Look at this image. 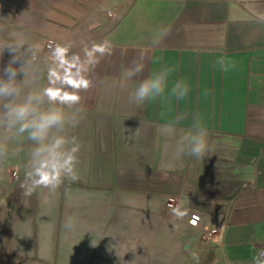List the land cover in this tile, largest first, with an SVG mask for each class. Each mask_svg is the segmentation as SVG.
<instances>
[{"label":"crops","instance_id":"obj_1","mask_svg":"<svg viewBox=\"0 0 264 264\" xmlns=\"http://www.w3.org/2000/svg\"><path fill=\"white\" fill-rule=\"evenodd\" d=\"M51 7L49 19L79 27L77 53L93 42L112 45L88 73L83 118L71 129L82 144L79 181L135 198L126 204L132 209L152 205L157 217L137 228L150 229L153 240H177L182 252L213 254L214 263L252 264L264 250V0H54ZM220 56L235 67H214ZM134 61L145 76L173 67L169 87L183 79L188 95L130 101L139 83L128 76ZM45 84L46 76L36 79ZM194 116L208 132L201 157L176 151ZM170 123L175 132L162 133ZM168 196L183 218L162 213ZM192 201L210 205L214 214H201L216 231L211 238L188 226Z\"/></svg>","mask_w":264,"mask_h":264},{"label":"rangeland","instance_id":"obj_2","mask_svg":"<svg viewBox=\"0 0 264 264\" xmlns=\"http://www.w3.org/2000/svg\"><path fill=\"white\" fill-rule=\"evenodd\" d=\"M53 1L0 0V43L12 42L11 34L19 33L34 45L36 79L46 76L49 44H69L78 52L83 43L79 27L48 18L50 10L57 12ZM9 59L5 50L0 65ZM5 140L8 154L0 159V264H220L213 262V254L210 259L205 252L199 257L189 248L182 252L177 240H153L151 230L137 224L157 217L155 208L139 202L140 207L132 209L126 204L135 198L104 184L65 179L55 190L37 188L25 197L22 185L31 142L0 131V141ZM165 200L162 213L176 219Z\"/></svg>","mask_w":264,"mask_h":264},{"label":"clouds","instance_id":"obj_3","mask_svg":"<svg viewBox=\"0 0 264 264\" xmlns=\"http://www.w3.org/2000/svg\"><path fill=\"white\" fill-rule=\"evenodd\" d=\"M12 42L0 43V58L5 50L10 59L0 65V131L10 132L16 137L31 142L28 151L25 182V197L37 188L50 191L58 188L65 179L79 180V157L82 144L71 129L77 127L83 118L81 92L87 91L92 81L88 73L105 55H110L112 45L108 40L93 42L85 47L83 54L73 52L71 45L52 43L46 57V84L36 85L32 72V59L36 47L22 34L12 33ZM18 65V66H17ZM214 67L223 72L232 70L235 65L224 56L213 61ZM145 65L133 62L128 71L129 78H139L138 86L129 94L136 104H144L164 98L166 94L177 100L184 99L190 89L187 82L177 79L169 87V78L175 70L162 67L159 71L144 75ZM22 74L23 78L18 79ZM207 94V92H206ZM184 119L177 118L176 123ZM126 131H128L126 129ZM164 134L175 132L173 124L161 127ZM138 132V129H136ZM207 128L199 116L193 117L192 128L177 141L176 151L201 157L207 150ZM8 154V144L0 141V159ZM172 214L183 218L187 213L179 207L172 208ZM66 227H71L67 224ZM252 264H264V250L252 258Z\"/></svg>","mask_w":264,"mask_h":264},{"label":"built area","instance_id":"obj_4","mask_svg":"<svg viewBox=\"0 0 264 264\" xmlns=\"http://www.w3.org/2000/svg\"><path fill=\"white\" fill-rule=\"evenodd\" d=\"M177 206V198L173 196H168L165 200V208L167 211L172 212V208ZM187 224L189 227L200 231L205 237L211 238L216 234L215 230H208L206 228V223L204 222L203 215L199 212H191L187 217Z\"/></svg>","mask_w":264,"mask_h":264},{"label":"water","instance_id":"obj_5","mask_svg":"<svg viewBox=\"0 0 264 264\" xmlns=\"http://www.w3.org/2000/svg\"><path fill=\"white\" fill-rule=\"evenodd\" d=\"M208 207L210 208L209 204L206 203H202V202H198V201H192L189 205V208L192 211H197L200 212L202 214H206V215H213L214 213L211 212Z\"/></svg>","mask_w":264,"mask_h":264}]
</instances>
